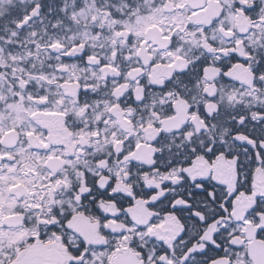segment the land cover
<instances>
[{"label": "snow or ice", "instance_id": "1", "mask_svg": "<svg viewBox=\"0 0 264 264\" xmlns=\"http://www.w3.org/2000/svg\"><path fill=\"white\" fill-rule=\"evenodd\" d=\"M0 264H264V0H0Z\"/></svg>", "mask_w": 264, "mask_h": 264}]
</instances>
